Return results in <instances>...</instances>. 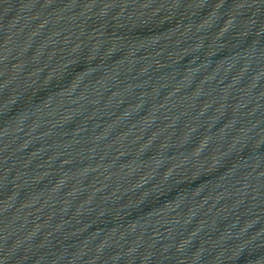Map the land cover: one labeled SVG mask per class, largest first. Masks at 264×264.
<instances>
[{
  "label": "water",
  "instance_id": "obj_1",
  "mask_svg": "<svg viewBox=\"0 0 264 264\" xmlns=\"http://www.w3.org/2000/svg\"><path fill=\"white\" fill-rule=\"evenodd\" d=\"M0 264H264V0H0Z\"/></svg>",
  "mask_w": 264,
  "mask_h": 264
}]
</instances>
